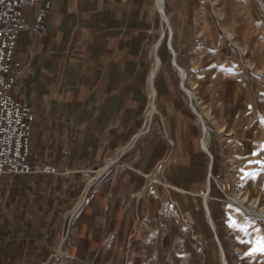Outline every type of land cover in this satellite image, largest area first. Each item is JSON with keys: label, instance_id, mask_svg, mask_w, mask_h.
Instances as JSON below:
<instances>
[{"label": "crops", "instance_id": "crops-1", "mask_svg": "<svg viewBox=\"0 0 264 264\" xmlns=\"http://www.w3.org/2000/svg\"><path fill=\"white\" fill-rule=\"evenodd\" d=\"M171 2L23 6L8 95L34 114L28 165L56 173L0 177V264L190 259L183 244L206 215L184 201L201 197L215 158L167 67Z\"/></svg>", "mask_w": 264, "mask_h": 264}, {"label": "rangeland", "instance_id": "rangeland-1", "mask_svg": "<svg viewBox=\"0 0 264 264\" xmlns=\"http://www.w3.org/2000/svg\"><path fill=\"white\" fill-rule=\"evenodd\" d=\"M171 1L175 19L161 4L167 67L215 158L202 201H184L202 203L207 218L183 244L187 263L264 264V218L237 204L264 214V0ZM182 220L195 216L184 211Z\"/></svg>", "mask_w": 264, "mask_h": 264}, {"label": "built area", "instance_id": "built-area-1", "mask_svg": "<svg viewBox=\"0 0 264 264\" xmlns=\"http://www.w3.org/2000/svg\"><path fill=\"white\" fill-rule=\"evenodd\" d=\"M53 0H0V177L4 175L55 174L53 167L30 166V131L32 110L11 98L13 80L9 78L14 62L17 34L24 28L25 5L49 9ZM42 13L37 16L40 21Z\"/></svg>", "mask_w": 264, "mask_h": 264}, {"label": "bare ground", "instance_id": "bare-ground-1", "mask_svg": "<svg viewBox=\"0 0 264 264\" xmlns=\"http://www.w3.org/2000/svg\"><path fill=\"white\" fill-rule=\"evenodd\" d=\"M163 5V4H162ZM161 5V6H162ZM164 17H165V20H166V16H165V14H164ZM171 35H172V32H171ZM169 48L171 49V51L174 53V51H173V49H172V41H170L169 42ZM182 74H183V78L185 79L186 78V74H185V72L182 70ZM183 88V87H182ZM186 90V89H185ZM186 92H188L187 90H186ZM188 94L190 95V93L188 92ZM206 146V145H205ZM209 199V196H208V194H206L205 195V200L207 201ZM207 203V202H206ZM241 208H243L246 212H248V213H254V214H256V215H258L259 217H263L264 218V214L263 213H260V212H256V211H252V210H250V209H248L247 207H245V206H243L242 204H240V203H237ZM206 206V205H205ZM208 208V207H207ZM208 217L210 218V216H209V214H208ZM209 221H211L210 219H209ZM211 224H212V222H211ZM224 262H225V264H227L226 263V261H225V259H224Z\"/></svg>", "mask_w": 264, "mask_h": 264}]
</instances>
